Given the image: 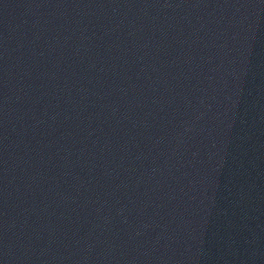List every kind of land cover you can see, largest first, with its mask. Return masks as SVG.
<instances>
[{"label": "water", "instance_id": "1", "mask_svg": "<svg viewBox=\"0 0 264 264\" xmlns=\"http://www.w3.org/2000/svg\"><path fill=\"white\" fill-rule=\"evenodd\" d=\"M0 264H264V133L124 111L0 61Z\"/></svg>", "mask_w": 264, "mask_h": 264}]
</instances>
